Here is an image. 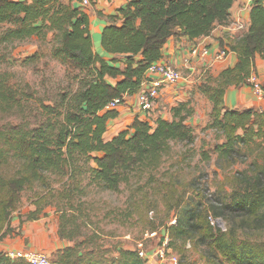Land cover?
<instances>
[{"label":"trees","instance_id":"obj_1","mask_svg":"<svg viewBox=\"0 0 264 264\" xmlns=\"http://www.w3.org/2000/svg\"><path fill=\"white\" fill-rule=\"evenodd\" d=\"M80 1L71 6L62 0H0V24L12 25L5 38L24 39L53 31L59 37L53 56L82 73L76 90L57 92L41 109L29 104L30 95L25 91L0 83V223L17 208L20 192L35 182H44L47 174L66 177V182L88 175V183L115 191L130 173L157 168L173 142L192 141L186 123L192 109L183 113L189 103L174 106L172 120L159 117L151 123L136 117L132 134L123 130L110 140H105L104 134L119 114L106 106L140 89L149 66L162 58L169 37L208 36L218 24L228 21L235 0H129L118 9L121 22L114 19L103 28L100 41L107 57L94 50L89 16ZM250 21L248 29L230 45L237 55L236 63L222 70L215 83L201 86L212 103L213 125L226 133V141L215 147L221 157L231 156L237 143L255 141L264 126V112L254 108L232 110L225 105L227 89L248 84L256 58L264 60L263 0L253 1ZM2 113L15 115L17 121L2 120ZM238 128L246 133L234 134ZM263 169L255 178L245 180L232 202V211L252 218L262 228ZM68 189L59 195L70 199L73 189L80 186ZM68 203L69 209L76 208L70 200ZM39 213L30 212L29 219H38ZM219 215L216 212L215 218ZM78 218L73 212L62 211L58 234L74 245L58 249L52 264H146L137 248L107 256L93 235L83 236ZM169 233L172 239L188 238L207 246L210 259L217 264H264V242L237 240L231 230L211 225L206 213L196 207H184ZM0 264L24 262L0 251Z\"/></svg>","mask_w":264,"mask_h":264},{"label":"rangeland","instance_id":"obj_2","mask_svg":"<svg viewBox=\"0 0 264 264\" xmlns=\"http://www.w3.org/2000/svg\"><path fill=\"white\" fill-rule=\"evenodd\" d=\"M62 1L71 6L78 4L76 0ZM11 26L0 24V83L8 89L25 91L30 95L29 104L36 109H41L43 102L47 103L57 92L76 90L80 86L82 73L52 54L59 44L57 33L48 31L45 35L34 34L24 39L5 38ZM216 79L210 83H215ZM188 108L192 112L186 121L193 140L173 142L157 168L130 173L118 190H101L88 183V175L66 182V177L47 174L44 182H35L20 192L17 208L0 223L1 252L41 251L31 248L30 244H42L45 238L40 228L56 232L62 211L77 214L83 236L93 235L95 243L107 256H117L122 249L135 250L137 243L143 240L146 264H175L166 258L161 261L156 255L165 237L167 256H176V264H217L210 259L207 246L195 244L188 238L172 239L169 227L184 207H196L206 213L207 218L217 217L219 211L221 226L235 233L237 240L264 242L261 224L232 211V202L245 186V180L255 178L264 168V126L255 141L237 143L231 156L221 157L215 147L226 141V133L213 125L212 111L206 110L200 98L194 104L190 102L183 113ZM198 109L204 115L195 117ZM1 116L4 121H17L15 115L2 113ZM254 128L258 130V126ZM245 133L244 128H238L234 134ZM74 186L80 189H73L70 199L59 195H65L68 188ZM68 200L76 208L69 209ZM36 210L40 211L38 219H29L30 212ZM29 226L33 232L26 235L24 230ZM67 242L74 245V241ZM12 259L28 264L21 257Z\"/></svg>","mask_w":264,"mask_h":264},{"label":"crops","instance_id":"obj_3","mask_svg":"<svg viewBox=\"0 0 264 264\" xmlns=\"http://www.w3.org/2000/svg\"><path fill=\"white\" fill-rule=\"evenodd\" d=\"M254 0H235L230 10L228 21L224 24H218L208 36L197 39H190L187 36H171L169 37L162 50V58L159 62L171 63L180 68L184 78L177 85L167 86L163 89L155 108L150 112H143L138 108L137 93L127 96L125 101L118 105L115 110L118 112V119L111 122L106 133L105 140H110L113 136L123 130H130L134 120L138 117L153 123L159 117L172 120L171 109L180 103L194 104L195 100H204L206 110H212V103L206 95H204L201 86L204 83H210L214 78L218 77L220 72L228 66H233L237 61V55L230 49V45L234 43L250 26V8ZM129 0H90V4L83 7L88 14L90 20V33L93 40L95 52L107 57L101 46V34L103 28L109 25L114 19L120 23L117 18L118 9L125 6ZM264 3V0H263ZM77 4V3H76ZM79 5V3L77 4ZM243 22L245 29H238L236 22ZM205 43L209 47V54L205 57H192L189 64L185 63V58L190 55L192 49L200 43ZM228 50L229 54L225 59H217L216 56L221 50ZM254 74L260 82L264 84V60L260 57L256 58V66ZM225 105L232 110L254 108L263 109L264 101L256 98L250 85L241 84L239 86H231L227 89L225 95ZM205 112V111H204ZM198 109L195 117L204 114ZM196 119H194V123ZM186 123H188L186 121ZM25 229V227H24ZM42 238H45L42 244L31 243L33 249L46 252L50 257L55 259L58 249L68 246V242L60 238L58 229L45 230L40 228ZM32 228L24 230V234H32ZM1 251V250H0Z\"/></svg>","mask_w":264,"mask_h":264},{"label":"built area","instance_id":"obj_4","mask_svg":"<svg viewBox=\"0 0 264 264\" xmlns=\"http://www.w3.org/2000/svg\"><path fill=\"white\" fill-rule=\"evenodd\" d=\"M81 5L86 7L90 4V0H81ZM236 27L238 29H245V25L243 22H236ZM209 54V47L207 44L200 43L195 46L194 49L191 50L190 55L185 58V63L189 64L192 57L202 56L205 57ZM229 54L228 50H221L216 56L217 59H225ZM184 78L183 72L180 68L172 65L171 63H163V62H154L152 63L147 70V77L142 82L140 89L137 92V104L138 108L143 112L152 111L158 99L161 96L163 89L167 86L177 85ZM248 84L250 85L253 93L256 98L260 101H264V87L260 82L258 77L255 74H252L247 79ZM129 95H124L121 98H116L108 103L106 106L107 109H115L118 105L122 104L126 97ZM258 112L263 113V109H259ZM209 221L211 225L220 227L224 230L223 226H221V222L218 218H214L213 216H209ZM167 237L164 238L162 242V246H160L156 255L159 260L169 259L172 263H178V258L176 256H167ZM137 251L138 254L147 259V251L145 249V243L139 241L137 243ZM7 255L11 258L21 257L25 259L29 264H52L51 258L44 252L41 251H25V252H9Z\"/></svg>","mask_w":264,"mask_h":264}]
</instances>
